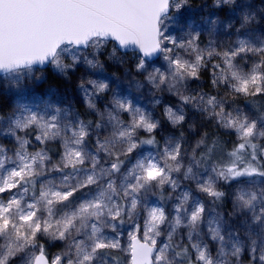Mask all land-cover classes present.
Listing matches in <instances>:
<instances>
[{
  "label": "snow or ice",
  "instance_id": "snow-or-ice-1",
  "mask_svg": "<svg viewBox=\"0 0 264 264\" xmlns=\"http://www.w3.org/2000/svg\"><path fill=\"white\" fill-rule=\"evenodd\" d=\"M0 264H264V0H0Z\"/></svg>",
  "mask_w": 264,
  "mask_h": 264
},
{
  "label": "rangeland",
  "instance_id": "rangeland-1",
  "mask_svg": "<svg viewBox=\"0 0 264 264\" xmlns=\"http://www.w3.org/2000/svg\"><path fill=\"white\" fill-rule=\"evenodd\" d=\"M209 2H210V0H209ZM205 11H208V9H206ZM112 71H115V69H112ZM123 239H124V241L126 243L127 242V236L125 235Z\"/></svg>",
  "mask_w": 264,
  "mask_h": 264
},
{
  "label": "trees",
  "instance_id": "trees-1",
  "mask_svg": "<svg viewBox=\"0 0 264 264\" xmlns=\"http://www.w3.org/2000/svg\"><path fill=\"white\" fill-rule=\"evenodd\" d=\"M200 2V0H196V3H199Z\"/></svg>",
  "mask_w": 264,
  "mask_h": 264
}]
</instances>
